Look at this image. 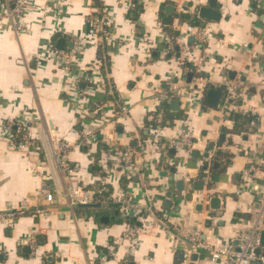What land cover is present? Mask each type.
Masks as SVG:
<instances>
[{"label":"crops","instance_id":"0c3cea01","mask_svg":"<svg viewBox=\"0 0 264 264\" xmlns=\"http://www.w3.org/2000/svg\"><path fill=\"white\" fill-rule=\"evenodd\" d=\"M23 1L26 31L18 32L15 0H0V264H216L207 251L186 259L184 235L199 228L213 244L236 241L264 200V2L218 0L221 19L208 22L196 11L209 0ZM98 16L107 44L93 26ZM211 25L217 34L194 49L195 28ZM169 40L188 49L185 67L163 52ZM226 82L242 86L255 115L234 122V114L226 121L221 110L204 111L207 90ZM121 106L127 113L113 127ZM17 123L29 128L32 154L21 148ZM86 131L94 137L84 145ZM106 135L118 157L131 154L129 165H107ZM183 135L190 150L172 146ZM61 143L72 150L59 172L52 151ZM78 186L104 189L109 201L97 196L101 208L78 209L66 198ZM122 202L142 210L144 222ZM135 227L141 232L128 239Z\"/></svg>","mask_w":264,"mask_h":264},{"label":"built area","instance_id":"2783aa9c","mask_svg":"<svg viewBox=\"0 0 264 264\" xmlns=\"http://www.w3.org/2000/svg\"><path fill=\"white\" fill-rule=\"evenodd\" d=\"M264 0H257L258 8L261 9L262 3ZM24 9V1L23 0H15L14 9L11 11V17L15 22V28L18 32L26 31L24 26L18 22L19 18L22 16ZM93 26L100 34V41L104 42L105 44L110 41V35L107 32V21L104 17L98 16L92 19ZM216 26H205L204 28H195L194 37L196 38L197 45L194 49L197 48H204L207 44L209 38L213 35L217 34ZM178 51V52H177ZM165 54L170 53L173 55H179V61L181 66L185 67L187 62H191L189 58L188 49L178 44V47L173 43V40H169L166 44V47L163 51ZM54 54L58 57L63 59L62 62L64 65H70V55L68 53L55 50ZM183 74H180V78ZM226 95L223 98L220 109L223 114L225 115H233L235 113H240L242 115L253 114L255 112L252 111V108L248 107L246 103V98L243 96L242 86L236 84L234 82H226ZM127 113V108L121 106L115 112V119L111 124L113 127L116 126L119 119L123 117ZM15 126L18 128L19 133L22 135V145L21 148L32 154L31 147L34 145L33 142L30 140V131L27 126L24 124L17 123ZM11 128V127H10ZM110 133L114 132V129L109 128ZM94 137V134L90 131H86L83 134L82 144H86ZM104 141L109 144L107 146L106 157L108 161L113 159L114 162H108V166L110 163L115 164L119 167L120 163H123L124 166L129 165L131 161V154L129 152L120 153L119 157L117 156L116 148L110 144L112 140L110 139L109 135L103 138ZM172 146L177 149H187L190 150L192 146L191 140L185 135H183L178 141H173ZM156 149H160V145H156ZM72 150L71 146L66 143H61L58 149H53L52 156L54 158L55 167L57 171L62 172L68 166V158L69 153ZM144 150V148H142ZM119 159V161L117 160ZM261 167L252 164L250 168V173L258 172ZM69 170V169H68ZM76 168H70L68 171L69 174L72 175L73 171L75 172ZM104 189L98 194H95L92 191L84 189L82 187H71L70 190L66 192V198L68 199L69 203L72 206L83 205V204H91L95 202L96 196L100 198L101 202L106 203L109 201L106 196L103 195ZM41 194L44 195L49 202H54V194L50 192L47 188L41 189ZM123 209L127 212L133 211V215L139 220L142 224L144 222L143 218V211L140 209L132 208L129 204L122 202ZM149 210V209H148ZM250 223V222H249ZM248 223L246 227V231L238 235L236 241L226 242V243H219L213 244L211 242L205 241L202 239V231L197 228L189 233L184 235L187 247L185 249V257L186 259L190 258L193 254H199L202 251H207L211 254V261L213 263H225V264H264V244L262 243V235L264 232V200L262 201L258 211L254 215L253 221L251 224ZM142 228L135 227L132 233H130L127 238H132L133 236L137 235L141 232ZM35 248V242L33 241V245ZM109 251L114 254V247L109 246Z\"/></svg>","mask_w":264,"mask_h":264},{"label":"water","instance_id":"95a60500","mask_svg":"<svg viewBox=\"0 0 264 264\" xmlns=\"http://www.w3.org/2000/svg\"><path fill=\"white\" fill-rule=\"evenodd\" d=\"M222 5L218 3V0H209L207 6H199V8L196 11V15L205 21L208 22H218L221 19V12L219 9H221ZM167 14L173 15L175 13V8L172 6H168L167 8ZM171 23V20H164V24ZM62 43V42H61ZM203 77L202 75H200ZM188 80L191 82V79L193 78V74H188ZM226 90L225 86H221L219 89L216 88H209L205 94V112L208 111V109H213L219 111L220 105L223 98V91ZM174 104L179 105V101L176 100ZM243 118V115L240 113H235L233 116L234 122H237L238 120H241ZM231 119V116L226 117V121H229ZM226 135H222L220 138L221 143L223 144L225 142ZM211 148H214V146H211ZM174 153V151H172ZM206 158H209V154H205ZM183 182H178V185H182ZM211 205L213 206L214 210H219L221 208V200L218 197H214L211 200ZM76 208L78 209H91V208H101L100 204H83V205H77ZM102 222H107L108 218L103 217L101 219ZM262 243L264 244V232L262 235ZM198 255L192 256L193 261L198 260Z\"/></svg>","mask_w":264,"mask_h":264},{"label":"trees","instance_id":"16d2710c","mask_svg":"<svg viewBox=\"0 0 264 264\" xmlns=\"http://www.w3.org/2000/svg\"><path fill=\"white\" fill-rule=\"evenodd\" d=\"M191 21H192V22H191ZM190 22L193 23V24H194V23L197 24V23H199V18H197V17H193V19H191ZM108 31H109V29H108V27H107V32H108ZM102 49H103V48H101V51H100L101 55H100V56H101V58L104 59L103 61L106 60L105 62H103V67H104V69H107V68L109 67V62H108V59H109V58H108V55H107V50H106V48L103 49V50H102ZM107 58H108V59H107ZM164 107H165V109H164L163 107H161V109L159 110V112H161V111H162V112H163V111L165 112V110H166L167 107H166V106H164ZM163 109H164V110H163ZM157 125H161V124H159L158 122L153 123V126L156 127ZM96 197H97V196H96ZM111 206H112V209H111L110 212H111V214H114V212L116 211V208H117V207H113V205H111ZM117 209H118V208H117ZM124 219H125L126 222H131V223H135V222L137 221V220H136L135 218H133V217H132V218L124 217Z\"/></svg>","mask_w":264,"mask_h":264}]
</instances>
